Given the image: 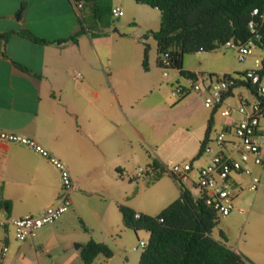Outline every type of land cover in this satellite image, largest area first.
Instances as JSON below:
<instances>
[{"label": "crops", "instance_id": "1", "mask_svg": "<svg viewBox=\"0 0 264 264\" xmlns=\"http://www.w3.org/2000/svg\"><path fill=\"white\" fill-rule=\"evenodd\" d=\"M125 3L111 0V6L122 8ZM83 10L94 24L92 3L79 7L72 0H0V129L36 139L65 163L74 184L70 209L25 241H18L7 221L57 204L60 173L31 148L0 142V195L11 202L9 212L0 208V264H84L81 248L90 239L110 248L126 247L131 236L128 232L138 234L139 230L124 226L119 205L153 215L144 196L138 197L143 184L133 183L129 188L125 184L126 178L131 181L135 175V166L149 167L154 159L166 165L169 149L156 154L154 147L159 141L170 150L183 149L181 162L192 161L194 167L205 163L207 157L198 155L202 140L213 138L211 131L216 125L221 129L231 127L240 118L235 111L222 115V110L234 109L239 97L255 98L251 87L238 85L218 108L205 107L202 93L191 92L170 100L165 91L161 92L164 82L173 86L184 76L179 69L171 68L168 77L162 75L161 82L156 79V72L162 71L157 46V57L151 60L148 56V68L144 69V50L123 52L105 47L116 34L108 30L110 25L87 30L76 42L69 39L80 30ZM157 28H141L139 41L146 43L147 38H153L144 34ZM22 29L49 42H33L17 33ZM115 29L113 32H119ZM182 68L202 74L198 68L185 66L184 59ZM181 127L186 130L181 139H163V133L170 137ZM146 147L154 154L144 150ZM258 169V173L252 170L261 177L264 204V173ZM235 179L238 188L234 210L246 213L240 204L250 178L238 175ZM184 185L195 192L191 180ZM165 205L167 202L162 207ZM263 215L264 210L257 209L253 220ZM142 237L148 241V236ZM225 243L242 255L243 264H264V252L245 240L238 238L231 244L226 236ZM4 246L7 250L1 255ZM114 254H98L89 264H110ZM139 259L134 255L132 264H138Z\"/></svg>", "mask_w": 264, "mask_h": 264}, {"label": "trees", "instance_id": "2", "mask_svg": "<svg viewBox=\"0 0 264 264\" xmlns=\"http://www.w3.org/2000/svg\"><path fill=\"white\" fill-rule=\"evenodd\" d=\"M72 1L75 5L92 3L94 21L99 20L104 26L110 25L108 18L103 19V15L107 13L113 16L111 0ZM135 1L157 8L160 12L159 27L144 34V36H152L156 41L159 64L162 54L167 52L171 60L169 68H177L180 74L189 77H197L201 73L182 68L184 54L212 51L223 46L230 39L246 41L251 35L248 21L252 18L253 9L259 8L264 14V0ZM80 26V30L69 37L70 40L76 42L83 32L89 30L81 23ZM17 33L33 42H49L26 29ZM256 43L264 51V21L260 26V37ZM142 65L144 69L148 68L147 45H144ZM232 74H241V71L225 73L222 76ZM241 84L238 81L236 86ZM245 85L255 92L250 84ZM230 93L231 90L227 95ZM207 139L208 137L202 140L198 155L201 154ZM149 167L152 173L149 172L148 176L153 179L164 172L163 165L155 159ZM177 182L180 186L179 197L155 215L136 213L127 205H119L124 226L135 231L149 232L147 244L142 248L138 264H243L242 255L226 245V235L222 230L219 231L220 238L212 235V230L219 220L215 210L207 205L203 198L195 197L196 190L193 192L184 185V182ZM193 186L195 188L194 184ZM0 208H4L7 212L11 208V202L3 199L1 195ZM98 254L110 257L113 251L107 244L93 239L87 241L81 248L84 264L91 263Z\"/></svg>", "mask_w": 264, "mask_h": 264}, {"label": "built area", "instance_id": "3", "mask_svg": "<svg viewBox=\"0 0 264 264\" xmlns=\"http://www.w3.org/2000/svg\"><path fill=\"white\" fill-rule=\"evenodd\" d=\"M111 12L114 17H119L123 14V9L113 6ZM251 15L252 18L248 21L251 33L249 38L246 41L230 39L223 45L235 51L239 62L251 58V67L242 70L241 74L226 77L209 73H202L197 77L184 76L182 82H176L171 89V95L178 98L191 92L202 93L204 106L212 109L222 105L225 96L236 87L238 81L241 85L250 84L255 89L253 100L239 97L234 109L227 107L222 110V115L229 116L235 111L240 114V118L233 126L221 129L213 138L208 137L201 152L207 157L205 163L196 167L192 161L163 165L164 172L172 175L176 181L191 180L196 188L195 197L203 198L221 216H227L234 210L235 189L238 188L235 177L249 176V188L255 191L260 185L261 177L253 172L252 165L260 167L264 173V51L256 43L260 37L264 14L259 8H254ZM257 49L261 54L255 53ZM170 65L169 54L165 52L160 58L164 77H168ZM0 142L18 143L31 148L47 158L60 173L61 186L57 204L46 206L36 214H25L7 221L14 229L15 238L23 242L33 236L38 228L54 223L70 209L73 179L65 163L33 137L0 129ZM149 172L152 173L150 167L140 166L137 175L147 177ZM1 224L4 225L5 222ZM146 244L147 241L144 240L139 242L142 248ZM6 250L7 247L4 246L1 255Z\"/></svg>", "mask_w": 264, "mask_h": 264}, {"label": "rangeland", "instance_id": "4", "mask_svg": "<svg viewBox=\"0 0 264 264\" xmlns=\"http://www.w3.org/2000/svg\"><path fill=\"white\" fill-rule=\"evenodd\" d=\"M125 1L126 3L122 5L123 14L121 16L114 17L110 16L107 13L103 15V19L108 18V20L110 21L108 30L111 33H116L114 34V39H111L109 42H107V45L105 47H111L114 50H121L123 52L134 49H137L139 52H141L144 50V45H147L150 46L148 49V56L149 59L152 60L157 57L155 41L153 40V38L149 37L146 41H144L146 43H143V41H139L138 38L139 36L143 35V33H141V28H143L144 26L151 28L158 27L160 21V12L157 8H153L147 4L137 3L135 0ZM79 20L86 29L93 30L94 28L95 30H101V23L99 22V20L97 19L98 21L95 22L96 24L91 23L92 18L86 16L84 10L80 13ZM115 28L119 29V32H113ZM255 53L261 54V51L257 49ZM183 59L185 66L198 68L200 70L199 72L202 73H214L219 76H222L225 73H233L231 69L234 67L242 68L246 65L253 64V60L251 58H248L244 62H239L236 57L235 51L232 48L225 46H221L212 51L186 53L184 54ZM225 70L230 71L226 72ZM170 71H172V69L168 70V74L170 73ZM157 72L155 74L156 79L161 82L162 71L160 70V73ZM164 87L165 88L161 90V92L165 91V94L169 96L168 98L170 100L178 98L170 95L171 88L173 87L170 83L164 82ZM182 130V127L179 129V131H177V129L174 130L175 134L170 137H167V135L163 133V139H167L169 140V142L170 140L171 142L175 139L179 140L181 139L179 136H181L182 133L186 132V130ZM220 131L221 128L216 125L212 128L211 136H216ZM157 146L158 147L153 146L156 154H159V152L163 153L169 149L168 158L165 161L166 165L181 162L183 149H180L179 151L170 150L171 147H165L164 144L160 143V141L157 142ZM145 149L154 154L153 150L150 147H146L144 148V150ZM140 166L144 168L147 167L143 164L136 165L134 168V172H136L135 175H133V177H130L131 181H129V178H126L125 184L127 185V188H129L130 184L133 183L136 185L139 183L143 184V189H141L142 191L140 192L138 197L144 196V202L147 201V203H149V207L151 208L152 212L151 214L155 215L159 213L163 208H165L168 204H170L173 200L179 197V193L177 190L178 186L176 184L177 182L172 175L166 172H163L161 174L163 176L159 177L157 180H154L153 178H151L152 180H150V177L148 176H138V167ZM252 169L255 170L256 173L259 172L257 166H253ZM261 182L258 189H256L255 191L250 190L249 182L244 187L241 197L242 202L240 206L247 210L246 213H240L238 212V210H234L227 216L219 215L218 223L212 230V235L214 237L220 238L219 231L223 230L224 232H226L228 241L231 244H234V242L238 238H241L242 241L245 240L247 244L251 245L257 251L264 252V215L258 217L256 220H253L252 216L253 212L257 209L264 210V204L262 203L260 195V193L262 192ZM171 188L173 190V193ZM166 202L167 205L162 207L164 204H166ZM78 225L80 226V223H78ZM1 231L2 227L0 226V233ZM128 233H130L131 236L128 238L126 247L116 248L114 247V245L111 246L115 254L113 257V262H111L110 264H132L133 256L141 255L140 253L142 251V247L139 246V242L140 240H143L142 236L149 237V233L145 230H139L138 234L130 231ZM2 242L3 241L0 240V247L2 245ZM126 252L129 253L128 256ZM125 258H128V261H126Z\"/></svg>", "mask_w": 264, "mask_h": 264}, {"label": "water", "instance_id": "5", "mask_svg": "<svg viewBox=\"0 0 264 264\" xmlns=\"http://www.w3.org/2000/svg\"><path fill=\"white\" fill-rule=\"evenodd\" d=\"M116 30V29H115Z\"/></svg>", "mask_w": 264, "mask_h": 264}]
</instances>
